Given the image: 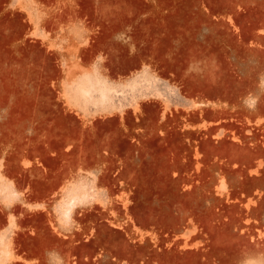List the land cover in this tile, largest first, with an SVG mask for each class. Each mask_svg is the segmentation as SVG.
<instances>
[{"label": "rangeland", "instance_id": "374dc122", "mask_svg": "<svg viewBox=\"0 0 264 264\" xmlns=\"http://www.w3.org/2000/svg\"><path fill=\"white\" fill-rule=\"evenodd\" d=\"M0 264H264V0H0Z\"/></svg>", "mask_w": 264, "mask_h": 264}, {"label": "bare ground", "instance_id": "6f19581e", "mask_svg": "<svg viewBox=\"0 0 264 264\" xmlns=\"http://www.w3.org/2000/svg\"><path fill=\"white\" fill-rule=\"evenodd\" d=\"M163 21V20H162ZM155 27V26H154ZM194 47V46H193ZM195 84V83H194ZM195 86V85H194ZM200 86V85H199ZM195 87H198V86H195Z\"/></svg>", "mask_w": 264, "mask_h": 264}]
</instances>
